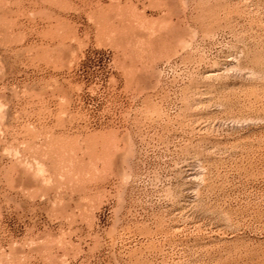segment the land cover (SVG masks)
<instances>
[{
  "label": "rangeland",
  "instance_id": "1",
  "mask_svg": "<svg viewBox=\"0 0 264 264\" xmlns=\"http://www.w3.org/2000/svg\"><path fill=\"white\" fill-rule=\"evenodd\" d=\"M0 264H264V0H0Z\"/></svg>",
  "mask_w": 264,
  "mask_h": 264
},
{
  "label": "bare ground",
  "instance_id": "2",
  "mask_svg": "<svg viewBox=\"0 0 264 264\" xmlns=\"http://www.w3.org/2000/svg\"><path fill=\"white\" fill-rule=\"evenodd\" d=\"M43 166V165H42ZM43 168V167H42Z\"/></svg>",
  "mask_w": 264,
  "mask_h": 264
}]
</instances>
